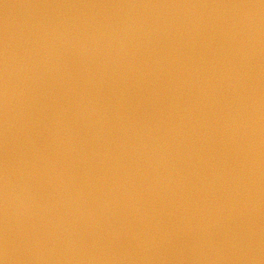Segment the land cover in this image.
Segmentation results:
<instances>
[{"label": "water", "instance_id": "obj_1", "mask_svg": "<svg viewBox=\"0 0 264 264\" xmlns=\"http://www.w3.org/2000/svg\"><path fill=\"white\" fill-rule=\"evenodd\" d=\"M259 3L0 0V254L7 49L13 92L8 156L18 194L10 234L12 264H130L128 257L132 264H264V9L232 7ZM243 12L252 20L250 35L230 27ZM125 25L126 30L113 31ZM63 31L71 44L61 43ZM102 32L100 48L87 54L88 65L97 74L87 88L110 109L108 134L99 140L109 157L93 160L85 155L97 148L95 116L87 125L73 119L79 143L61 127L65 143L47 147L57 108L54 94L70 107L79 86L70 85L73 93L67 95L56 74L45 71L44 45L51 49L61 73L66 64L78 76L81 53L78 45H72ZM109 34L118 38L109 43ZM120 38L126 52H117ZM230 113H239L235 125ZM122 118L131 119L137 128L154 122L157 130L152 136L168 149V160L158 169L161 176L170 177L167 194L163 189L144 190L145 177L159 186L152 167V159L158 157L153 151L156 144L145 134L149 151L138 154L123 132ZM121 136L129 144L123 163L140 170L135 181L142 197L141 214L128 206V194L116 188L124 172L112 157ZM32 140L57 161L66 185L33 151ZM29 163L36 173L31 180ZM178 179L183 180V190L176 187ZM26 182L37 201L30 218L23 205ZM80 191L86 204L79 200ZM104 200L108 204L102 212L99 203ZM45 201L51 211L39 206ZM37 224L39 243H30L29 233ZM205 225L214 246L201 231ZM119 228L123 231L117 234L114 230ZM147 236L156 245L146 250ZM194 238L200 241L197 247L192 246Z\"/></svg>", "mask_w": 264, "mask_h": 264}, {"label": "clouds", "instance_id": "obj_2", "mask_svg": "<svg viewBox=\"0 0 264 264\" xmlns=\"http://www.w3.org/2000/svg\"><path fill=\"white\" fill-rule=\"evenodd\" d=\"M232 7L250 9V8H258L264 9V3H259L256 5H233ZM128 25L123 26L121 29H113L114 32L119 33V31H124ZM231 29L236 32H244L248 31L249 35L251 33L252 28V20L250 19V14L248 12H243L239 15V19L233 22L230 25ZM61 43H70L71 38L69 37L66 31L61 32ZM105 36V33H100L97 35H89L86 37H82L76 40V44L72 45L75 47L79 46V51L81 53V71L78 76H73L71 69L68 65H64V73H61L59 64L55 63L52 59L51 49L48 45H44L45 48V57L44 59L47 61L48 68L45 71L52 72L56 74V79L60 80L62 86L64 87L65 93L67 95H71L73 93V86H79V92L76 93L77 98L72 102L70 107H66L64 104L60 103V96L58 94H54L57 102L56 115L52 122V125L49 126V135L51 137V142L47 146L51 148L54 144H64V140L61 135V127L64 129L66 134L72 139L74 143L80 142V137L78 131L74 129L73 119L77 121H83L86 125L88 124L89 117L95 116V121L93 122L95 125V131L93 132V139L97 140V148L96 151L92 152L90 155H85V159H98L104 158L107 159L109 157V152L100 149L99 140L105 138L108 134V113L110 109L106 106H101L97 100V96L93 95L87 88V83L90 81H94L96 78V72H93L88 65L87 54L96 49H99L101 46L102 38ZM118 36H112L109 34L108 40L109 43L113 39H117ZM120 47L117 49V52H126V45L123 41V38L119 39ZM10 67L8 62L7 49L5 50V58H4V74H3V103H4V136H5V160L3 165V211H4V234H3V247L2 254H0V264H12L10 259L11 254L14 252L13 241L10 239V234L13 228V219L15 215V201L18 199V194L16 193L15 185L12 182L10 175V161L8 156V135H9V104L10 99L12 98L13 92L10 88ZM102 75L100 79H102ZM73 85V86H70ZM235 87V85H233ZM99 89L97 90V92ZM239 113L232 114L230 113V121L233 125H235L236 118ZM122 128L123 132L126 136H128L133 141L134 150L140 154L142 152L149 151V143L145 142V134L156 144V149L153 151H158V157L152 159V167L157 170L156 179L159 180V186L155 184V182L145 177V191H153L154 189L157 192L160 189H163L165 194H167V185L170 177H164L159 174V166L162 161L168 160V149L166 147V143H161L159 137H153L152 132L156 131L157 128L152 121H146L143 126L137 128L136 124L131 119L122 118ZM31 139V136H30ZM33 151L38 155L40 159L46 160V167L51 169L55 176L58 178L60 183L66 185V181H64L63 170L57 164V161L47 157L45 155V150L42 149L35 140L31 141ZM129 148L128 141L124 136L119 138V142L116 144L117 155L112 157L114 165H119L123 168L124 176L121 181L116 182V188H122L129 196L130 202L129 207H133L134 211L137 214H141L143 209L141 207L142 197L136 191V181L135 177L140 172L139 167L136 170L128 168L126 164L123 163V156L127 154ZM81 151H83V147H81ZM28 178L31 180L35 177L36 173L34 171V166L29 163L28 164ZM131 184L133 187L130 190L128 185ZM177 189L183 190L184 183L182 179H178L176 181ZM110 191L115 192V189H110ZM79 200L82 204H86L87 201L85 199V194L83 191L79 193ZM108 201L104 200L99 203V207L103 212L105 207L107 206ZM24 211L27 217H31L33 215L31 209L37 206V201L35 194L32 190V185L30 182H26L24 188ZM44 208L46 211H51L49 204L45 201L39 205ZM91 214V213H90ZM43 220V218H42ZM183 224V221H181ZM47 223L45 222V227H47ZM54 227V226H53ZM40 226L34 225L32 227L31 232L29 233L30 243H39L38 240L35 239L36 233L39 232ZM157 230L159 228L157 227ZM180 230H183L182 227ZM114 231L119 234L120 231H123V228L115 229ZM202 232L208 234V242L210 245H213L212 241V233L210 228L205 225L202 229ZM48 235H51L49 232ZM139 237V233H137ZM73 243H75L73 241ZM143 243L145 245L146 250L154 247L156 245V241L153 237L147 236L143 238ZM199 239L194 238L193 247L199 246ZM214 246V245H213ZM130 264H132L131 257H128Z\"/></svg>", "mask_w": 264, "mask_h": 264}, {"label": "snow or ice", "instance_id": "obj_3", "mask_svg": "<svg viewBox=\"0 0 264 264\" xmlns=\"http://www.w3.org/2000/svg\"><path fill=\"white\" fill-rule=\"evenodd\" d=\"M261 3H264V0H260Z\"/></svg>", "mask_w": 264, "mask_h": 264}]
</instances>
